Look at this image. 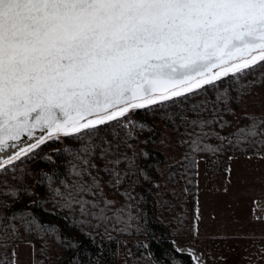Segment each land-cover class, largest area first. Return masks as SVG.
<instances>
[{
  "label": "snow or ice",
  "instance_id": "snow-or-ice-1",
  "mask_svg": "<svg viewBox=\"0 0 264 264\" xmlns=\"http://www.w3.org/2000/svg\"><path fill=\"white\" fill-rule=\"evenodd\" d=\"M262 66L264 0H0V174L48 143L78 140V149L63 148L72 156L73 179L54 187L45 173L49 190L82 223L130 227L138 217L123 206L115 209L103 188L118 190L130 176L159 187L146 171L149 165L140 166L152 156L147 147L129 155L130 127L154 131L134 115L179 121L187 145L185 173L198 168L197 154L215 155L225 144L264 149V112L245 108L246 124L223 134L216 130L231 128L225 115L236 116L235 108L251 99L248 85L238 82ZM226 80L237 81L234 93L232 86L220 88ZM209 89L215 91L210 107L208 101L179 103ZM169 105L177 107L168 110ZM111 125H120L125 138L109 137L105 129ZM209 138L219 143H207ZM256 154L264 159V152ZM42 182L38 176L36 185ZM19 195L0 181V264H17L15 221L23 220L29 232L41 227L27 212L9 214V201ZM121 195L135 199L130 192ZM188 255L203 264L193 250Z\"/></svg>",
  "mask_w": 264,
  "mask_h": 264
},
{
  "label": "trees",
  "instance_id": "trees-1",
  "mask_svg": "<svg viewBox=\"0 0 264 264\" xmlns=\"http://www.w3.org/2000/svg\"><path fill=\"white\" fill-rule=\"evenodd\" d=\"M238 83L240 87L248 85L251 99L247 105L242 104L235 108L236 116L225 115L231 128L216 129L221 134L234 131L237 124L247 123L243 116L245 108L248 112H264V66L241 77ZM236 85L237 81L226 80L220 88L232 86L231 91L234 93ZM214 95L215 91L209 89L187 102L179 103L208 101L210 107ZM174 107L177 106L169 105L168 110ZM204 115L207 116L208 112ZM133 119L147 124L154 131L130 127L133 136L128 138V142L133 145V149L129 150V155L132 151L147 147L152 156L147 161H140V166L149 165L146 171L150 173L152 183L159 187L150 188L148 182L138 183L135 176H130L118 190L111 186L103 188L105 198L115 201V209L123 206L126 213L130 211L133 217H138L130 221V227L125 228L123 222L116 224L115 221L102 224L99 228L95 227L96 221L82 223L83 218L79 213L62 207L58 198L49 190L48 181L43 179L45 173L52 177L54 187H60L61 181L71 182L73 179L69 171L72 156L63 151V148L67 146L78 149V140L66 139L59 143H48L34 155L16 162L14 170L0 174V181H7L8 185L20 190L15 202L9 201V214L15 213L19 216L27 212L30 214L29 218L34 217L41 226L37 228L33 225L29 232L25 231L23 220L15 221L20 229L17 243L28 241L34 244L35 264H171L173 259L178 264H194L187 250L183 254L176 253V246L173 244L176 238L193 237L197 234V168H191L185 173L182 162L187 151V145L183 142L186 139L184 128L179 121L169 124L148 112H139ZM105 132L109 137L118 133L121 139L125 138V132L120 125H111ZM144 140H149V144H143ZM206 142L213 145L219 143L214 138H209ZM56 148L61 151L54 152L53 149ZM257 151L264 152V149L243 145L232 148L225 144V150L215 155L197 154V160L201 156L205 158L206 187L223 189L227 184L229 173L226 170L229 169L230 158L258 156ZM48 156L52 157L51 162L46 158ZM38 176L43 180L39 186L36 185ZM29 192L32 194H28ZM125 192H130L135 199L127 201L121 195ZM127 219L125 215L124 220ZM137 225L141 230L137 229ZM145 228L147 231H143ZM143 244L148 247H141Z\"/></svg>",
  "mask_w": 264,
  "mask_h": 264
},
{
  "label": "rangeland",
  "instance_id": "rangeland-1",
  "mask_svg": "<svg viewBox=\"0 0 264 264\" xmlns=\"http://www.w3.org/2000/svg\"><path fill=\"white\" fill-rule=\"evenodd\" d=\"M198 160L197 234L176 238L175 246L193 250L203 264H264V159L230 158L221 190L206 187L205 158ZM15 251L17 264H35L33 243L19 242Z\"/></svg>",
  "mask_w": 264,
  "mask_h": 264
},
{
  "label": "water",
  "instance_id": "water-1",
  "mask_svg": "<svg viewBox=\"0 0 264 264\" xmlns=\"http://www.w3.org/2000/svg\"><path fill=\"white\" fill-rule=\"evenodd\" d=\"M36 134L39 135V130L36 131ZM30 141L25 140V144L29 143Z\"/></svg>",
  "mask_w": 264,
  "mask_h": 264
},
{
  "label": "crops",
  "instance_id": "crops-1",
  "mask_svg": "<svg viewBox=\"0 0 264 264\" xmlns=\"http://www.w3.org/2000/svg\"><path fill=\"white\" fill-rule=\"evenodd\" d=\"M240 245V244H239Z\"/></svg>",
  "mask_w": 264,
  "mask_h": 264
}]
</instances>
